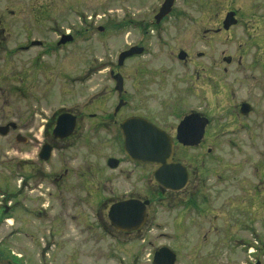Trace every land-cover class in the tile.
Returning <instances> with one entry per match:
<instances>
[{"label":"rangeland","instance_id":"374dc122","mask_svg":"<svg viewBox=\"0 0 264 264\" xmlns=\"http://www.w3.org/2000/svg\"><path fill=\"white\" fill-rule=\"evenodd\" d=\"M161 1L0 0L8 50L26 37L42 43L0 60V127L34 113L27 143L0 134V208H13L0 223L2 257L20 264H152V252L162 245L175 253L174 264H264V34L247 38L242 32L257 23L264 30V0H254L263 11L242 5L241 24L213 38L201 32L205 22L218 25L210 11L180 0L174 8L184 16L151 25ZM211 3L217 13L218 0ZM63 34L72 41L59 46ZM132 46L143 52L122 61L116 71L139 64L152 79L166 82L162 92L147 94L144 102L134 98L126 111L175 125L193 109L209 120L203 148L175 151L211 203L204 206L200 199L208 213L182 223V232L177 211L166 209L178 206L177 198L158 202L157 184L145 167L127 162L116 170L107 167L106 158L117 154L112 137L93 133L96 120L87 116L102 111L101 106L111 113L116 101L102 67L116 65L119 53ZM182 49L186 60L177 58ZM225 57L231 58L229 65ZM31 60L37 63L38 80L34 103L26 104L11 92L14 82L8 77ZM241 102L254 104L252 114L239 113ZM61 110L81 119L69 138L52 140L50 122ZM44 142L53 144L46 161L36 157ZM64 169L69 177L58 178ZM38 170L45 177L35 175ZM49 174L55 176L53 183ZM128 195L154 201L158 228L129 235L111 227L108 206Z\"/></svg>","mask_w":264,"mask_h":264},{"label":"flooded vegetation","instance_id":"af4514ba","mask_svg":"<svg viewBox=\"0 0 264 264\" xmlns=\"http://www.w3.org/2000/svg\"><path fill=\"white\" fill-rule=\"evenodd\" d=\"M18 1V0H17ZM165 0H162L158 6V8H156L157 10L154 12V14H152V18L153 20H150V24L153 26H159L161 25L167 18L171 17H177V18H181L182 16L185 15V11L180 10V9H176L174 8V2L175 0H172V6L170 7L171 10L170 12L165 15L164 17L156 20V15L159 11L160 6L163 4ZM177 1V0H176ZM181 2H185V3H190L193 5L198 4L201 7H206L208 11H210L212 20H216L218 22V25H216V27H212L210 25H208L206 22L205 24L201 27V32L203 35H205L208 38H213L216 36H220L221 34L223 35V33H230L233 27H236L238 25H240L242 22L240 20L241 15H240V7L242 5H245L249 8V11H253V12H257L258 10H262L263 11V4H258L256 3L254 0H218V3L215 5L217 7V13L211 12L210 7H212V0H180ZM235 1V5L232 6L230 5V2ZM238 2L240 3V6L238 4ZM255 2V3H254ZM258 2V1H257ZM18 4V3H17ZM16 4V5H17ZM19 6V5H17ZM261 6V7H260ZM229 12H234V18L237 20L235 24L230 25L227 29L223 28V20L226 16L227 13ZM13 12H11V15ZM216 13V14H215ZM259 17V16H258ZM216 18V19H215ZM210 20L208 19L207 22H209ZM213 22V21H212ZM263 23V21H262ZM220 24V25H219ZM261 24V23H260ZM243 35L246 36L247 38H255L258 36H261L262 34H264V30L263 27L259 25V23H257L256 25L253 24V28L252 30H246V28L244 27V30H242ZM9 33L6 31L5 25H4V21L3 19H0V60H4V57H8L10 60L12 59V57H15L16 54H18L19 51L23 52V51H28L29 49H32L33 47H38L39 45H41L42 43L40 41H35L32 38H28L26 37L25 40L23 41L22 44H18L16 45V43L14 44L13 48H10V50H8L7 48V43H8V36ZM35 42H37L38 44H36ZM64 45V44H63ZM201 55V54H198ZM230 64V62L228 63V65ZM24 63H21L20 65V69L18 71H16L15 73H10L9 77L10 80H12L14 83L11 87V92H13L16 96V98H18V100H25L26 104H30L28 100L31 101V103L33 104L35 100V94L33 91V86H34V82L36 84L37 79V63L34 62L33 60H31V62L27 63V67H24ZM115 66L118 67H122L124 66V64H105L103 65L102 69H106L108 72L107 73V80H109V82L112 85V89L110 90L112 92L113 97H115V104L112 107V111L111 113H107L104 108L101 106L102 111L100 110V112H97V114H92L89 113L87 114V116H89V118L91 117L92 119L96 120V124H94L95 126L91 127V129L93 130V133H103V132H107V135H110L112 137V146H114L117 150V154L114 155H110L106 158V166L109 167L108 165V160L109 159H115L117 160V166L114 168H111V170H116L119 169L120 167H122V164L124 162H127L128 164L134 166V167H145L148 169V175H151L153 173V171L156 168V165L154 164H149V163H142L139 161H135V160H131L125 153H124V136L121 132V123H123L125 120L132 118V117H140L143 118L144 120L146 119L148 122L152 123L153 125H155L156 127H158L159 129L163 130L165 133H167V135H169L171 137V142H173V151H174V156H173V162L176 163H180L178 162L177 159H175V151L177 149L183 150V151H187V150H196L198 148H203L205 143H204V139L202 138L200 143L196 146H185L182 145L180 143H178L176 141V127L178 125V123L180 122L179 120H181L184 116H186L187 114L191 113V112H195L200 114L199 112L194 111L193 109H189V112L186 113L182 116V118H180L178 120V123H176L175 125H171L170 123H164L163 120L160 122H157L155 119L151 118L150 116H146L145 113L144 114H136L132 112H128L126 111L127 108L132 107V103H133V99H139L140 102H144V96H146L148 94L151 95L153 94L152 92L156 93L157 92H162V88H164V83L166 82L163 78H151L150 74H148L145 70L141 67V65L139 64H130L128 67V69H126L125 71L119 72L116 71ZM227 69L224 67V71H226ZM119 74V76L121 77L122 80V88L120 91H118L116 89V79L115 76ZM132 76V78L130 79L131 83L128 85L126 82L129 80L128 77ZM0 76L2 77V74H0ZM205 81L206 84L208 85L210 83V78L208 76L205 77ZM242 103V102H241ZM247 104H249L248 102H245ZM100 104V102H99ZM254 104L251 103V105L249 104L250 110L246 115L243 116H249L250 114H252L253 112V107ZM28 107V106H27ZM240 107V105H239ZM67 112L69 114H71L72 116L75 117V125H74V129L71 133V135L74 133V131L76 130V128H78L76 125H78L79 119H81V117L78 118V114L74 113V111L72 110H61L60 112L56 113V115L52 116V121L50 122V135L52 140H66L67 138H69V136H67L64 139H55L52 137V131L53 128L55 126L56 123V119L57 116L61 113ZM240 113V112H239ZM202 115V114H201ZM242 115V114H241ZM26 121H19L18 124L17 122L14 121H8L6 122V124L1 125V126H6L8 125V129L6 130V133L2 134L0 133L3 137L6 136H13L14 140L19 143V144H25L28 141L31 140L32 135L29 136L30 132L33 130V122H31L33 120L34 117V113L32 114V116L29 115V113H26ZM209 122V121H208ZM12 124V125H11ZM14 124V125H13ZM174 126V127H173ZM32 129H31V128ZM170 127V129L168 128ZM1 128V127H0ZM46 131H48V126ZM110 132H112L110 134ZM33 141V138H32ZM51 146V153L53 151V144H51L50 142L48 143ZM209 149V148H208ZM207 149V150H208ZM39 150H37V154L36 157L37 159L39 158ZM50 153V154H51ZM51 156V155H50ZM20 162L22 161H28V160H21L19 159ZM40 160V159H39ZM186 171H187V175H188V182L186 184V186L178 191H172V190H166L158 185H156V189L154 190V194H155V199L158 202L161 203H169V198H177V205L176 207H172L169 206L166 207L167 211H177V221L179 223V229L181 230V232L183 231V225L182 223H188L191 224L194 222H197V220L200 221V218L198 219V216H206V213H208L207 207H204L205 205H207V203L211 204L209 201V198L207 196V194L204 192V190H200L199 191V187H200V182H193L192 180V172L191 170L188 168V166H185L184 164H182ZM110 168V167H109ZM130 168V166H127V172L126 175H129V171L128 170ZM67 169H64V172H62V174L59 175L58 178L63 179L64 178V174L67 173ZM124 172V171H123ZM35 175H39V176H44L45 174L43 172H41L40 170L35 172ZM34 175V176H35ZM69 177V175H67ZM55 176H51L50 174L48 175V179L51 181V183H53ZM153 177V174H152ZM154 179V178H153ZM155 181V180H154ZM192 186L193 190H189V187ZM12 193L8 192V195H10ZM129 199H138L141 201H148V204L146 205L145 208V220L143 222L142 225H140V228L134 231H130L129 232H121V233H127V234H137L139 232H141L143 229H155L158 228L160 226V224L158 222H153L155 220L158 219V213H159V209L157 208H153V204L154 201L152 199L148 198H142L140 196H133V195H128V196H123L120 198H116L111 204L113 203H117V202H121V201H126ZM200 199H202L203 201V205L204 206H199V201ZM206 202V203H204ZM176 203V202H175ZM110 204V205H111ZM109 205V206H110ZM109 208V207H108ZM1 212H2V219L0 218V223L3 222L4 220H7L9 218V214L11 213L10 210H13L12 206H7L4 205L2 208H0ZM192 215H195L196 217H193ZM198 221V224L200 223ZM115 229V228H113ZM116 230V229H115ZM118 231V230H116ZM156 250H154L155 252ZM154 252H152V255L154 254ZM151 255V263H152V258L153 256ZM7 258V259H6ZM6 259V261H8V263L10 264H20L19 261L17 262L16 258H12V257H2L0 255V260H4Z\"/></svg>","mask_w":264,"mask_h":264},{"label":"water","instance_id":"95a60500","mask_svg":"<svg viewBox=\"0 0 264 264\" xmlns=\"http://www.w3.org/2000/svg\"><path fill=\"white\" fill-rule=\"evenodd\" d=\"M172 5V0H165L160 6L156 15V20L164 17ZM234 12L226 14L223 20V28L227 29L230 25L236 23ZM72 41V36L64 34L57 44H65ZM38 44L37 42H35ZM142 47L132 46L122 51L117 58V63L121 65L126 58L141 54ZM186 52L180 50L177 54L179 60L186 58ZM225 62H230L229 57L223 58ZM116 89L122 88V80L119 74L115 76ZM250 110L249 104L243 102L240 104L239 112L246 115ZM176 127V141L185 146H196L204 136L205 127L208 119L198 113H190L184 116ZM12 125V124H11ZM14 125V124H13ZM75 125V117L64 112L57 116L55 126L52 131V137L55 139H64L71 135ZM8 125L1 126L0 133H6ZM121 132L124 136V153L131 159L142 163L156 165L153 171V178L158 186L172 191L183 189L188 182V175L185 167L173 162V142L171 137L163 130L159 129L146 119L132 117L121 123ZM51 153V146L45 143L39 152V159L47 160ZM117 160L109 159L108 165L114 168ZM148 201L138 199H129L113 203L108 206L107 218L111 227L121 232L134 231L140 228L145 220V208ZM175 253L167 247H160L152 255V264H174L176 260ZM0 264H8L6 261H0Z\"/></svg>","mask_w":264,"mask_h":264}]
</instances>
